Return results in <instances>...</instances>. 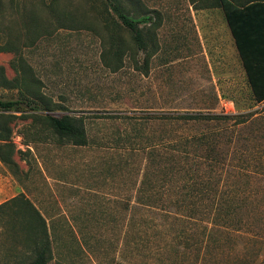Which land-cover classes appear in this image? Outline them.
Here are the masks:
<instances>
[{
  "label": "rangeland",
  "instance_id": "374dc122",
  "mask_svg": "<svg viewBox=\"0 0 264 264\" xmlns=\"http://www.w3.org/2000/svg\"><path fill=\"white\" fill-rule=\"evenodd\" d=\"M50 2L0 0V45L18 49L0 53L8 82L0 81V99L20 102V112L0 110V132L17 166L0 160V264L30 262L39 228L29 206L45 221L47 264H217L213 248H200L196 223L178 224L149 208L180 200L168 196L171 183L155 187L163 159L149 178V145L181 156L192 137L240 136L252 139L250 152H261L264 164V101L253 98L217 0H122L131 17L150 18L140 25L149 30L148 56L132 48L112 15L107 32L103 0L47 8ZM112 31L124 47L117 65L107 53ZM146 57L147 67L136 69ZM18 58L31 70L23 79L13 68ZM31 92L52 107L49 114L80 118L87 145L58 141L41 120L20 117L31 113L24 99ZM186 115H244L245 122L178 119ZM247 244L246 264H264V239L251 248L249 236Z\"/></svg>",
  "mask_w": 264,
  "mask_h": 264
},
{
  "label": "trees",
  "instance_id": "16d2710c",
  "mask_svg": "<svg viewBox=\"0 0 264 264\" xmlns=\"http://www.w3.org/2000/svg\"><path fill=\"white\" fill-rule=\"evenodd\" d=\"M103 1L104 12L99 16L107 32L110 30L108 16L112 15V22L118 21L122 30L129 35L132 48L148 56L149 30L144 33L140 25L149 23V16L133 18L124 7L122 0ZM57 3L59 0H51L47 8ZM215 5L222 10L253 98L256 103H262L264 101V0H217ZM108 38L107 53L111 55L116 65L120 64L124 49L121 37L116 31H112ZM10 51L17 54L18 49L10 44L0 45V53ZM147 58L143 60L141 66H136V69H145ZM25 67L24 64L22 66V60L19 58L18 63L13 67L17 75H22V79L25 75L31 74V70L26 67L25 71ZM116 69L118 66L113 68ZM0 81L3 84L8 83L3 77L1 67ZM13 81L18 82V80ZM25 87L26 83L25 86L23 85L24 89ZM24 99L28 105H31L29 106L31 113H22L20 117L41 120L58 141L70 142L75 146L87 145L88 139L80 118L49 114L52 107L36 93L31 92ZM19 103L0 99V110L20 112ZM39 112L46 113L39 115ZM252 115L248 114L246 117ZM243 116L186 115L178 119L217 124H225L234 119V125H238L245 122L242 121ZM11 117L14 116H8ZM0 140L7 141L0 146V160L6 165L17 168L11 160L13 145L8 142V136L5 134L3 136L0 132ZM251 142L252 139L240 138V136L233 140L232 137L222 134L201 135L185 141L181 156L173 153L169 155L165 153L167 156H163L156 145H149V178L156 177L153 171L156 172L155 168L160 166L158 160L163 159V167L158 171L161 174L157 180L160 184L155 187L159 190L164 189L168 187L167 182H169L171 187L168 188V196L180 197V200L173 202L149 203V208L162 212L178 221V224L189 222H193L194 226L197 224L200 248H213L212 253L217 264H224L226 260H222L233 255L239 258L238 264H246L242 252L243 248H247L248 237L250 236L251 239V248H258L257 245H260L264 239V185H262L264 164L259 160L263 156L261 152H250ZM164 157L168 158L165 160ZM248 166L254 170L246 172ZM251 181L256 185L254 188L249 186ZM5 205L6 203L1 204L0 210ZM29 208L34 212L35 226L39 231L36 235H31L28 245L31 260L28 264H47L52 255L45 221L30 206ZM181 230L183 228L178 229L179 235H182ZM165 246H168V243H165ZM256 257L257 254L254 255V258Z\"/></svg>",
  "mask_w": 264,
  "mask_h": 264
}]
</instances>
